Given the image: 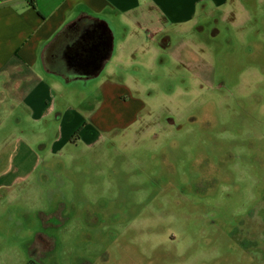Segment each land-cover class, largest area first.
I'll list each match as a JSON object with an SVG mask.
<instances>
[{"label":"rangeland","instance_id":"1","mask_svg":"<svg viewBox=\"0 0 264 264\" xmlns=\"http://www.w3.org/2000/svg\"><path fill=\"white\" fill-rule=\"evenodd\" d=\"M244 2L248 19L239 8L235 22L217 15L160 44L145 29L115 33L104 73L65 86L90 89L91 106L95 81L118 83L104 86L99 139L81 138V110L79 134L56 154L72 161L42 164L0 198V264H264V0ZM135 101L137 124L117 126ZM19 141L6 142L0 173ZM38 142L50 148L31 139L25 161L42 155Z\"/></svg>","mask_w":264,"mask_h":264},{"label":"crops","instance_id":"2","mask_svg":"<svg viewBox=\"0 0 264 264\" xmlns=\"http://www.w3.org/2000/svg\"><path fill=\"white\" fill-rule=\"evenodd\" d=\"M239 8L243 10V19H248L251 7L244 0H0V168L6 161V142L10 138L20 140L18 149L9 152L8 169L0 173V198L21 180L28 179L47 159L64 151L70 135L78 131L84 121L81 110H89L86 114L88 124L81 129V138L91 134L97 138L101 133L96 130L95 117L106 102L104 86L118 83L109 77L102 82L95 81L102 91V99L89 106L86 102H90V89L81 87V91L72 92V85L66 89L67 85L52 75L46 56L47 49L55 42L56 33L75 21L82 11H87L86 17L91 14L106 19L114 32L120 33L124 39L137 38L140 36L139 29H145L142 34L156 38L155 42L159 40L156 44H160L167 42L168 38L171 41L173 35L189 33L191 25L206 22L217 15L222 21L231 17L235 22L233 16ZM105 32L97 33L100 36L104 34L105 39ZM82 49L73 50L76 58H84ZM116 52L115 43L108 62L114 59ZM93 57L96 58V55ZM75 67L91 72L97 66ZM74 98L81 99L82 105L75 112H70L68 104ZM144 107L145 102L139 104L135 101L129 107L123 124L117 126H135ZM42 120H45L46 128L42 126ZM30 131L38 133L30 134ZM105 131L107 129L102 133ZM39 136L49 141L50 148L43 142L36 143L42 155L36 156L31 151L35 159L33 162L25 161L20 145L27 148V142ZM12 255L14 258L15 254Z\"/></svg>","mask_w":264,"mask_h":264},{"label":"water","instance_id":"3","mask_svg":"<svg viewBox=\"0 0 264 264\" xmlns=\"http://www.w3.org/2000/svg\"><path fill=\"white\" fill-rule=\"evenodd\" d=\"M81 19H79L77 22H73L69 25L68 30L71 32H74L72 39L70 41V45L68 47V49H70L71 55H72V61L74 66H89V65H93V63L95 62V60L97 59V61H100V69L97 72V74H95L93 77L88 78L86 80H83L82 78H80L78 81L82 82V83H88L91 79H95L98 78L100 76V74L103 72V70L105 69L108 60L111 58L114 49H115V43H116V37H115V32L114 29L112 28V26L109 24V22L104 19V18H100V22H101V27L102 29L107 32L105 39L103 38V35H98V33L91 29V27H82L80 24ZM80 28V29H77ZM96 34V35H95ZM98 39V41L95 43L94 40ZM102 39H104V44H102ZM81 42L86 43V45L84 46V48L81 50L83 51V55L84 58H76L73 54V50L78 49L81 47ZM60 44V42L57 40L54 42L53 45H51V47L48 50V54L53 53V51L57 48V46ZM77 44H79L78 46H76ZM93 44H97V46L93 47ZM94 54L96 55V58H94ZM48 63H50V60L48 58ZM51 68H54V66H51ZM65 68V64L61 62V69L63 70V74L59 73V75H53L54 77H56L57 79H59L62 83H64L65 85H70L72 82H64L63 81V76L67 75L68 71L66 72L64 70Z\"/></svg>","mask_w":264,"mask_h":264},{"label":"trees","instance_id":"4","mask_svg":"<svg viewBox=\"0 0 264 264\" xmlns=\"http://www.w3.org/2000/svg\"><path fill=\"white\" fill-rule=\"evenodd\" d=\"M85 13H87V11H82V13H80L77 17V19L73 22H77L79 19H81L80 21V24L82 27H90V26H87L86 25V21H90V25H92L93 23H95L96 21H99L100 18L99 17H96V16H93L91 14H89V17H86L85 16ZM73 22H70L68 24H66L62 29H60L56 35L54 36V41H59L62 47V50L66 51L67 54H64L66 56H62V57H59L61 60H64L63 62L66 64V67L68 68V70H70V75L69 77H66L64 79L65 82H73L75 80H77V78L79 77L80 74L84 73V69L80 68V67H75L73 66V63H72V60H71V56H70V52H69V45H70V41L72 39V36L74 34V32H71L68 30V27L71 23ZM77 29H80V28H77ZM92 29V28H91ZM94 30H96L98 33H101L100 32V29H102L101 25L99 24L97 27L93 28ZM103 30V29H102ZM108 31V30H107ZM106 31V32H107ZM104 33V30L103 32ZM101 33V34H102ZM79 44H77L76 46H78ZM81 47L84 48V46L86 45V43L84 42H81ZM59 47V48H61ZM100 65V61H97V62H94L92 67H96ZM48 72H50L48 70ZM76 134H79V131H77L73 137L71 139H73L75 137ZM46 165L50 168V169H58V170H61L63 169V167L65 166V161L63 158L61 157H54V158H51L49 159L48 161H46ZM26 264H40V263H37L35 262L34 260H29V262H27Z\"/></svg>","mask_w":264,"mask_h":264},{"label":"flooded vegetation","instance_id":"5","mask_svg":"<svg viewBox=\"0 0 264 264\" xmlns=\"http://www.w3.org/2000/svg\"><path fill=\"white\" fill-rule=\"evenodd\" d=\"M90 23V21H86V25L87 26H90L92 29L93 28H95V27H97L99 24H101V22H100V20L99 21H96L95 23H93L92 25H90L89 24ZM228 24V23H227ZM232 26H234L232 23H230ZM246 25V24H245ZM241 26H244L243 24H241ZM100 32L102 33L103 32V30L102 29H100ZM54 44V42H52L51 43V45H53ZM259 45H260V43H258ZM51 45L49 46V48L51 47ZM59 47H61V45H58L57 46V48L53 51V53H51V54H48V50H49V48L47 49V53H46V56H47V60H48V58H49V60H50V69L52 70V75H59V73H62L63 74V70L61 69V62L62 63H64L59 57H62V56H66V55H64V54H67V52L66 51H64V50H62V47L61 48H59ZM69 52H70V56H71V59H72V55H71V50L69 49ZM254 54H260V53H258V52H256V53H254ZM254 54H252L251 56L253 57V55ZM49 62V61H48ZM95 62H97V59L95 60ZM51 66H54V68H51ZM98 67V66H97ZM92 68V70H91V72H84V73H82V74H80L79 75V77L77 78V80H75L76 82H80V81H78L80 78H82L83 80H86V79H88V78H91V77H93L95 74H97V72L99 71V69L100 68ZM64 70L66 71H68V73H67V75H64L63 76V81H64V79L66 78V77H69V75H70V70H68V68L66 67V68H64ZM66 71V72H67ZM100 76H101V74H100ZM99 76V77H100ZM98 77V78H99ZM95 79H97V78H95ZM95 79H91L90 81H92V80H95ZM89 81V82H90ZM65 82V81H64ZM88 82V83H89ZM60 155H61V153H60ZM54 157H56V155H53L51 158H54ZM57 157H59V156H57ZM51 158H49V159H51ZM49 159H47L46 161H48ZM44 162L43 163V166H45L46 165V163L47 162ZM70 161H72V159H70ZM70 161H66V162H64L65 163V166H67L68 164H67V162H70ZM41 166L42 165H40L39 166V168H41ZM42 166V167H43ZM38 168V169H39ZM37 169V170H38ZM233 178V177H232ZM239 204H241V202H239V203H237V205H239ZM241 221H242V218L237 222V225H239L240 223H241ZM43 223H46V222H42V224ZM53 223L54 224H57V223H59L58 221H56V220H53ZM42 224H40V225H42ZM43 239H45V238H42V237H40V238H38L37 239V241H39V240H43ZM37 241H36V243H37ZM35 243V244H36ZM31 248H32V246H31ZM31 248L29 249V250H31ZM30 260H33V259H30ZM35 261V260H34ZM27 262H29V260L27 261ZM26 262V263H27ZM25 263V264H26ZM87 264H92V263H87ZM95 264V263H94Z\"/></svg>","mask_w":264,"mask_h":264}]
</instances>
